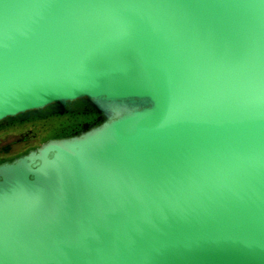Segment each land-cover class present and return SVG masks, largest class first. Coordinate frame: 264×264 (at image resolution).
<instances>
[{
	"label": "water",
	"instance_id": "obj_1",
	"mask_svg": "<svg viewBox=\"0 0 264 264\" xmlns=\"http://www.w3.org/2000/svg\"><path fill=\"white\" fill-rule=\"evenodd\" d=\"M77 103L0 163V264H264V0H0V123Z\"/></svg>",
	"mask_w": 264,
	"mask_h": 264
},
{
	"label": "flooded vegetation",
	"instance_id": "obj_2",
	"mask_svg": "<svg viewBox=\"0 0 264 264\" xmlns=\"http://www.w3.org/2000/svg\"><path fill=\"white\" fill-rule=\"evenodd\" d=\"M69 111L63 115H51L46 114L44 117H36L27 120H12L3 121L0 123V163L13 159L16 156L24 154L31 149L36 148L42 142L40 141L37 145L32 144L23 149L22 151L16 152L14 149L15 144L19 141L34 140L38 141L39 137L43 135L46 131L47 123L42 124L41 121L47 120L52 116L60 117L66 116L69 120L67 124L61 125L62 133H67L66 136L71 134H76L81 132V130L86 126V124L93 123L96 120V115L91 112V110L80 104H74L68 108ZM65 136V135H63ZM58 138V137H57ZM48 140V139H46ZM25 143V142H24Z\"/></svg>",
	"mask_w": 264,
	"mask_h": 264
},
{
	"label": "rangeland",
	"instance_id": "obj_3",
	"mask_svg": "<svg viewBox=\"0 0 264 264\" xmlns=\"http://www.w3.org/2000/svg\"><path fill=\"white\" fill-rule=\"evenodd\" d=\"M69 122V120L66 118V116H60V117H56V116H52L50 118L47 119V125H49V130L47 131L46 134H44V136H40L38 141L34 142V140H27V141H19V143L15 144V147L13 150H15L16 152L18 151H22L23 149H26V147H28L29 145H32V144H35L37 145L40 141H41V138L43 137H47L49 135H51V128L54 127V126H59V124H67ZM24 151V150H23ZM19 153V152H18Z\"/></svg>",
	"mask_w": 264,
	"mask_h": 264
},
{
	"label": "trees",
	"instance_id": "obj_4",
	"mask_svg": "<svg viewBox=\"0 0 264 264\" xmlns=\"http://www.w3.org/2000/svg\"><path fill=\"white\" fill-rule=\"evenodd\" d=\"M47 122V120L45 121V120H43V121H41V123L42 124H44V123H46ZM49 126H47V128H46V131L45 132H43V136H44V134H46L47 133V131L49 130ZM62 128H61V125H59V126H54V127H52L50 130H51V135H49V136H47V137H43V138H41V141H46V139H50V138H57V137H61V136H63V135H66L67 133L65 132V133H62V130H61Z\"/></svg>",
	"mask_w": 264,
	"mask_h": 264
}]
</instances>
